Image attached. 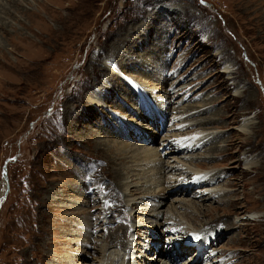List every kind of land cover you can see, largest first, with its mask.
Returning a JSON list of instances; mask_svg holds the SVG:
<instances>
[{"label":"rangeland","instance_id":"obj_1","mask_svg":"<svg viewBox=\"0 0 264 264\" xmlns=\"http://www.w3.org/2000/svg\"><path fill=\"white\" fill-rule=\"evenodd\" d=\"M263 1L0 0V59L17 65L0 62V264H99L117 224L140 228L125 256L138 264H264ZM199 130L216 137L181 160L220 176L205 194L221 190L201 203L190 182L138 205L127 160ZM200 226L218 232L183 248L179 232Z\"/></svg>","mask_w":264,"mask_h":264},{"label":"bare ground","instance_id":"obj_2","mask_svg":"<svg viewBox=\"0 0 264 264\" xmlns=\"http://www.w3.org/2000/svg\"><path fill=\"white\" fill-rule=\"evenodd\" d=\"M253 1H255V0H253ZM64 19H66V18H64ZM262 19L264 22V17ZM2 48L3 47L0 46V58L4 55L3 54L4 49H2ZM1 61L3 62V64L5 66L9 67L10 69H15L17 66V65L7 64L5 61L0 59V62ZM203 109L204 108H200L199 110L194 111V113L199 112ZM188 116H189L188 114L183 113V114L173 118L172 119L173 122L171 123L172 129L181 130L186 124H188V121L190 120V119H187ZM211 134L212 133H210V132L207 133L204 130L203 131L199 130V131L191 134L189 137H181V136H177V135L173 136V134H168L165 137L166 139L164 138V140H163V141H165V143H162V142L160 143V147H159V149H157L158 154L156 153V151L152 150V151H147L143 154H140L138 157H137V155L136 156L134 155L135 157L133 156L130 158V160H127L126 166L123 167V168H125L124 170L120 169L121 166L119 168L114 166L115 167L114 170H116L115 174L117 175V176H115V178L116 177L117 178L114 179V181L115 180L118 181L120 183L119 186H121L122 182H120V178H122V175H123V174H121L122 170L125 172V175L129 174L128 177L132 176V175L137 176L136 178L133 179V180H135L134 182L133 181H130V182L126 181L125 183H123L125 185V189L128 191V189H130L132 186L135 187L134 189L132 188L133 190L142 188V191H140V192H142L143 197H145V199L143 201L139 200V201H137V203L142 202V204H144V205L145 204L146 205H152L153 210L156 209L155 207L160 204L158 197L163 196V193H164L166 188H174V187H178V185L182 186L184 184H186L188 187L190 182L191 183L194 182L193 185H196V184L199 185L200 193L198 195L196 194V198L200 199V200H198L199 202L202 203V201H205V199L206 200L213 199V197L215 196L214 195L215 192L219 191L221 189L218 188L215 191H213V189H212L213 192H209V193L206 192V194L204 193V191H206V189H208V188L210 189V187H213V185L217 184L219 182L220 176L215 172H207V173L201 172L198 169L193 168L190 165V163H186L183 160H181V159L193 160V158H196V156L194 154H192L193 151L196 148L202 147L205 143L207 144L208 141L210 140V138L216 137V135L214 133L212 135ZM207 135H209V137L207 139H204V137ZM168 136H170L169 140H167ZM174 139H176L177 141L174 142ZM199 139H203V140L200 141ZM167 145H168V147H167V150L165 151V155L171 154V157H173V161L178 162L177 165H170L167 160L161 159L163 156H165L162 154L163 151H162L161 147L163 146V149H164L165 146H167ZM170 148H171V150H170ZM123 160L125 161L124 157L121 158V163ZM162 164H166L165 168H170L169 170H172L174 168L175 169H181V171L183 173H186L187 175L183 177L181 172L178 173V175H174V171H171V174L167 175V177H164L163 173L165 170L162 169ZM181 165H182V167H179ZM140 166L142 167V168H140V169H142V171L141 172L140 171L135 172V170H137L138 167H140ZM190 179H193V181H190ZM119 183H117V184H119ZM201 184H202V186H200ZM131 194H133V193H131ZM132 198H129V199L127 198L126 200L128 202H130V200ZM108 201H110V200H108ZM111 201L114 202L113 199ZM134 201H132V203H134ZM108 204L110 207V203H108ZM118 204H119L118 202H115L112 204V207H116ZM138 205H139V203H138ZM124 207H125V205H124ZM138 207H140V206H138ZM149 207L150 206H147L146 208H149ZM129 208H132V207H129ZM143 208H145V207H143ZM106 215H108V213L105 214L104 217H107ZM152 216L155 217V215H153V214H152ZM91 217H92V215H90V218ZM124 218H126V220H127L128 216L125 217V214H124V216H123V214H122V216L119 214L117 220L120 222ZM113 222H114V220H112V218L111 219L106 218V223L112 224ZM143 224L144 223L141 222V224H137L136 226L140 227ZM169 224H172V222L169 221ZM224 224H226V226H227L229 223H224ZM200 227L203 231L210 229L212 231V233L218 232V230L214 232L211 228H206L205 226H200ZM129 228L130 227L122 228L120 224H117L112 229L108 228L109 231L106 233V235L108 237H110V239H109L110 242L103 245V249L100 251V260L98 262L99 264H138V262H137V260H138L137 256L138 255L137 256L135 255L134 259H133L132 258L133 255H131V254H133L132 249H131V252H129V256L127 258H125V256L128 255V253H126V251L128 249L127 248L128 243L130 241V238H129L130 234L131 233H135V234L139 233L140 234V232H141L140 228H138V227L133 228V231L129 230ZM202 230L200 232H202ZM120 231H121V233L118 234ZM163 232H164V236L167 235V240L170 241V248L169 249L167 248L166 251H171L169 253V258H170L171 262L173 263L174 262V258H173L174 256L180 257L179 251H177L176 247L174 246L175 245L174 242H176V238L173 236L174 233L170 234V233L166 232V230ZM190 232L194 233V231H192L191 229H189V230L187 229L186 231L184 229H182V231L179 232L180 236H182V237L184 236L182 239L183 248H186L184 246V245H186L184 240H185L186 236H188V233H190ZM203 233H204V237L206 239V236H207L206 231ZM197 245L200 248H205L203 245V241H200ZM121 247L124 248V253L121 251ZM141 248H143V249H141L142 252H144L146 250V247L144 248V246ZM136 250L138 251L139 249L136 248ZM176 251L178 254L176 253Z\"/></svg>","mask_w":264,"mask_h":264},{"label":"water","instance_id":"obj_3","mask_svg":"<svg viewBox=\"0 0 264 264\" xmlns=\"http://www.w3.org/2000/svg\"><path fill=\"white\" fill-rule=\"evenodd\" d=\"M3 173L5 174V166H4V171H3Z\"/></svg>","mask_w":264,"mask_h":264},{"label":"trees","instance_id":"obj_4","mask_svg":"<svg viewBox=\"0 0 264 264\" xmlns=\"http://www.w3.org/2000/svg\"><path fill=\"white\" fill-rule=\"evenodd\" d=\"M262 86H264V85H262Z\"/></svg>","mask_w":264,"mask_h":264}]
</instances>
